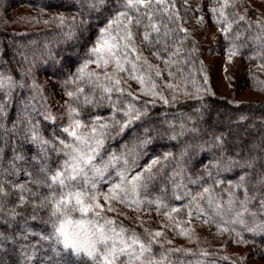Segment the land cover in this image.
I'll return each mask as SVG.
<instances>
[{
    "label": "trees",
    "instance_id": "trees-1",
    "mask_svg": "<svg viewBox=\"0 0 264 264\" xmlns=\"http://www.w3.org/2000/svg\"><path fill=\"white\" fill-rule=\"evenodd\" d=\"M123 3L0 0V77L12 81L11 86L0 87V186L4 189L0 193V264H27L20 240L36 232L44 236L52 232L50 208L40 205L49 195L46 177L67 159L68 150L60 141L68 136L49 117L41 91L45 86L73 93V108L82 121L114 125L106 129L101 151H123L130 164L139 158L159 161L142 175L143 191L155 206L206 219L204 223L223 233L225 243L251 238L264 257V237L253 238L245 232V224L264 213V101L233 102L213 95L174 104L138 100L120 88V83L115 84L117 78L110 76L109 80L106 74L90 69L93 62L85 68V79H74L87 61L96 60L89 53L100 40L101 29H108L109 37L127 35L124 25L128 20L117 15L125 10ZM205 4L199 10L189 0H162L159 6L153 0L150 9L130 12L142 23L130 26V48L135 51H129L128 62L124 60L126 68L130 60L136 72L148 71V63L158 64L167 79L190 90L206 84L201 57L205 51L222 52L230 47L250 65L264 67V21L256 12L252 8L241 11L243 3L233 0H205ZM202 12L219 30L210 46L194 34ZM87 73L96 75L89 80ZM259 74L248 71L252 81ZM97 85L121 91L104 93ZM129 111L138 112L140 118L128 123L124 113ZM237 184L243 186L236 188ZM206 188L210 192L205 193ZM158 246L151 244L152 255L164 251ZM56 250L53 256L48 252L49 264H92L61 245ZM203 255L189 254L187 262ZM220 258L223 264H233Z\"/></svg>",
    "mask_w": 264,
    "mask_h": 264
},
{
    "label": "rangeland",
    "instance_id": "rangeland-1",
    "mask_svg": "<svg viewBox=\"0 0 264 264\" xmlns=\"http://www.w3.org/2000/svg\"><path fill=\"white\" fill-rule=\"evenodd\" d=\"M233 1L234 3H243L240 6L241 11L252 8L257 17L264 21V0ZM189 2L199 10H204V7H207L205 0H189ZM208 8L210 10L211 5ZM203 12L196 20L194 34L200 43L210 46L218 39L219 30L215 24L208 21ZM120 43L123 44L122 41ZM201 57L205 65L206 84L190 90L167 79L163 73V67L158 64L148 63L146 65L148 71L136 72L131 66V60L129 68H126L125 58L123 59L121 56L119 58L120 67L124 71L118 69L115 59H108V57H105L108 59L107 66L103 61L100 62L99 67L97 63L93 62L90 69L117 78L120 81L119 87L131 93L134 98L157 104H174L186 98L206 95L226 98L233 102L264 101V67L256 68V66L250 65L230 47L222 52L211 50L202 52ZM256 70L260 74L252 81L248 77V71L255 72ZM45 87L41 89L44 93V105L49 109V117L54 120L58 129L64 132L63 129L73 124L74 119H79L82 126L70 128V130H75L81 136L89 134L93 122H84L79 118L78 110L73 108L71 96L56 86H52L51 90ZM70 109H76V112L72 113ZM95 122L97 131H101L99 125L103 124V120ZM64 133L68 136L67 139H64L65 142L72 143L73 138L68 133ZM122 152L100 150L96 157L95 163L98 167L104 166L112 157H117L118 160L113 161L112 166L107 168L102 177H93L95 189L92 194L95 196V202L99 203L102 208H94L93 212L88 213V218H91L94 212H99L101 217L114 221L117 230L121 227L127 229L129 235L135 232L141 242L147 244L145 238H148L153 244L159 245V249L164 250H159L155 255H152L151 251L146 252L143 257L146 261H157L159 264H219L221 261L223 264L225 260L220 256H224L233 264H264V257L260 252H257L258 246L251 238L245 237L240 242L225 243L226 237L223 233L204 223L206 219L196 214L177 215L171 212V209L163 208L162 205L155 206V202L148 199L143 191L142 179L133 190L132 178L137 175L142 177L152 165V160L146 158L139 160V158L138 162L130 164L128 161L130 157ZM122 174L127 183L122 182ZM115 185H120V189L113 192L112 189ZM122 200L124 202H121ZM88 202L92 203V201ZM109 208L112 210L110 211ZM225 214L227 213L225 212ZM73 216L79 218L80 213H73ZM261 216L263 218L264 213L260 216L254 215L252 224L244 223L248 226L245 232L251 234L253 238L264 237V218L260 219ZM234 219L238 223L244 222L239 217H234ZM100 222L103 223V220ZM244 224L241 226L242 228ZM156 232H161L162 235H154ZM49 235L44 236L36 232L30 236H24L25 239L20 240V251L25 263L49 264L51 260L48 258V252L53 256L57 252V245H61L55 243L54 239L52 241L43 239ZM213 250L218 251L217 255L211 252ZM261 251L264 253V249ZM199 253L204 255L187 262L189 254L196 256ZM85 259L92 263L87 257Z\"/></svg>",
    "mask_w": 264,
    "mask_h": 264
},
{
    "label": "snow or ice",
    "instance_id": "snow-or-ice-1",
    "mask_svg": "<svg viewBox=\"0 0 264 264\" xmlns=\"http://www.w3.org/2000/svg\"><path fill=\"white\" fill-rule=\"evenodd\" d=\"M153 0H124L122 7L125 9L119 12L118 18H126L128 24L124 25L127 30V35H119L109 37L108 29H101V38L98 40L96 46L90 49V56H95L96 60H89L78 69V75L74 79H85V68L88 63L95 62L97 66H100V62L103 61L107 66L108 59H115L117 67L120 71H124L120 67V56L123 55L127 58L129 51H135L130 48L133 43L132 33L130 26L134 23L140 25L142 20L139 16L135 17L130 12H139L142 7L144 9H150L152 7ZM155 3L159 6L162 0H155ZM147 14V13H146ZM61 23L63 18L61 17ZM112 22L109 23L111 27ZM154 31H159L156 25H151ZM167 33H165L166 35ZM144 40H149V34L145 32ZM119 41H126L121 44ZM108 57V59H105ZM126 62L127 59H126ZM135 69V65H133ZM95 73H87V77L91 80ZM159 75V73H157ZM110 80V77H105ZM135 78V77H134ZM99 78L97 77V80ZM120 81H115V84H119ZM4 84L11 86V77H0V87ZM101 87L104 93H111L113 91H121L117 88L104 87L103 85H97ZM82 91V90H81ZM69 96L74 94L69 92ZM110 99V96L108 97ZM86 102H90L86 99ZM72 113L76 112V109H70ZM3 112V105H0V113ZM124 115L129 117L128 123H131L133 119H139L140 114L138 112L129 111ZM99 119V118H97ZM81 121L74 119L73 124L63 129L73 138L72 143H65L60 141L67 149V159L63 162L59 169L52 173L51 176L46 177L45 184L49 189V195L45 196L41 201V207L50 208L49 221L52 226V232L48 237L43 239H54L55 243L61 244L63 250L70 251L77 257H87L92 261V264H159L157 261L144 260V254L151 251L152 241L143 243L140 237L132 232L128 234L127 229L120 228L117 230L115 222L105 219L100 216L99 212H94L91 218H88V213L93 212L94 208H102V206L95 202V196L92 194L95 189V181L93 177L99 178L103 176V173L108 167L112 166L113 161L118 160L117 157H112L104 166L98 167L95 163L96 157L99 155L100 150L104 144V137L107 135L106 129L114 125L100 124L97 131L96 122H93L91 132L87 135H78L75 130L70 128L81 127ZM128 124H124L121 127L123 131L124 127ZM33 139H38L33 136ZM43 143H47L44 141ZM153 165L159 163V161H153ZM151 166L149 167V171ZM123 183H127L123 174L121 175ZM142 179L140 175L132 178L133 190L137 183ZM244 177H241L243 181ZM219 183V182H218ZM242 184L235 185L236 188L242 187ZM22 187V186H21ZM120 189V185L113 186L112 191ZM4 189L0 186V193H3ZM205 193L210 192V189H204ZM231 194V193H230ZM203 195V194H201ZM24 197H21V201H24ZM88 201H92L89 203ZM121 202H124L123 200ZM212 203V198H209V204ZM246 203V201L242 202ZM111 211L112 209L109 208ZM176 211V209H173ZM79 212L80 217L76 218L73 213ZM103 220V223L100 221ZM154 235L160 236L161 232H156Z\"/></svg>",
    "mask_w": 264,
    "mask_h": 264
}]
</instances>
